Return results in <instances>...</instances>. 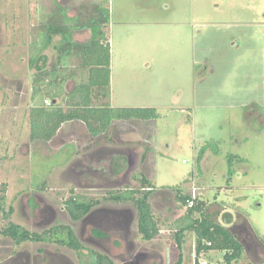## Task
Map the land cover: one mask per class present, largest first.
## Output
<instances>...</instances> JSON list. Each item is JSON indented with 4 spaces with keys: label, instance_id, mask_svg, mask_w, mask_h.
<instances>
[{
    "label": "rangeland",
    "instance_id": "374dc122",
    "mask_svg": "<svg viewBox=\"0 0 264 264\" xmlns=\"http://www.w3.org/2000/svg\"><path fill=\"white\" fill-rule=\"evenodd\" d=\"M57 1L71 15L93 3L108 10L109 105L154 108L157 117L130 131L123 125L122 144L95 143L80 123L48 143H31L30 48L53 0H0V196L5 212L13 209L9 220L0 211V232L9 221L33 232L69 225L75 234L81 230L78 239L90 259L80 263L73 250L51 243L17 246L0 234V264H93L94 253L109 249L106 240L89 242L88 223L98 215L73 223L63 202L74 192L114 208L107 191L138 188L133 177L141 172L152 179L153 214L169 224L157 245L141 239L135 206L126 202L137 236L128 241L136 244L128 243L115 264H150L134 256L138 247L169 251L170 225L177 220L172 213L186 210L175 199L179 190L203 201L208 216L221 224L225 212L233 216L231 225L246 219L253 237L241 234L247 245L235 264H264V0ZM88 36L79 32L75 40ZM43 54L47 66L55 62L53 49ZM184 239L186 252L194 250V234ZM200 261L224 264L222 252ZM185 263L194 264V254Z\"/></svg>",
    "mask_w": 264,
    "mask_h": 264
},
{
    "label": "trees",
    "instance_id": "16d2710c",
    "mask_svg": "<svg viewBox=\"0 0 264 264\" xmlns=\"http://www.w3.org/2000/svg\"><path fill=\"white\" fill-rule=\"evenodd\" d=\"M108 16V10L97 3L80 5L71 15L67 7L53 0V8L42 17L30 48L29 69L33 72L28 124L31 143L50 142L64 124L70 123L82 124L95 143L105 140L121 143L120 136L125 132L123 125H127L130 131L136 129L141 121L157 117L154 108H113L109 105L110 49L105 33ZM85 31L89 33L85 41L75 40L77 33ZM55 37H59L57 42H54ZM49 48L55 52L56 60L47 66L48 58L43 53ZM111 129L114 134L109 137ZM147 157L148 152L145 151L141 157L142 166ZM133 179L139 182L138 188L108 190L106 199L117 203L132 202L137 212V231L141 239H157L160 233L158 218L149 202L154 189L151 176L141 172L140 178ZM0 189L4 193L5 186L0 185ZM175 199L186 210L175 221L170 264L183 263L182 246L188 232L195 236L194 264H199V258L211 252H222L224 264L240 261L246 245L241 234L253 237L246 219L239 217L234 225L224 226L216 218L208 216L210 208L203 201L195 198L193 207L187 208L192 198L181 190L175 194ZM3 202L4 195L0 196V211L9 220L13 209L10 207L5 212ZM63 203L73 222L85 219L101 204L99 199L74 192ZM0 234L17 246L25 242L51 243L73 250L80 263L90 260L69 225L57 224L33 232L9 221ZM255 241L257 243V239ZM257 246L261 249L259 244ZM92 256L93 264H115L104 253Z\"/></svg>",
    "mask_w": 264,
    "mask_h": 264
},
{
    "label": "crops",
    "instance_id": "0c3cea01",
    "mask_svg": "<svg viewBox=\"0 0 264 264\" xmlns=\"http://www.w3.org/2000/svg\"><path fill=\"white\" fill-rule=\"evenodd\" d=\"M71 124L73 125L74 123L64 124L59 129V131L57 132L55 137H57L58 134H62L63 129L66 126L71 125ZM67 137L69 138V136H66V138ZM123 177L126 178L127 175H123ZM152 191H154V189ZM151 198L152 197L149 196V202H150ZM115 203L117 204V206H115L114 208H111L108 206H103L102 204H100L99 206L95 207L89 214V217H90V215H91V217L93 215L94 216L98 215V217L96 216L98 219L101 220V219L105 218L106 221L108 219V215L113 216L115 221H113L112 223H111V221L109 222L112 225L111 227L108 226L107 224H103V227L104 226L105 227L102 228L101 224L99 223V220H95V219H93V221H90L88 223V228L90 230V237H91L89 239V242H92V241H90L91 239H93L94 243H95V240H99V239L106 240V243L108 244L109 249H107V250L105 249L103 252L106 253L107 255H109L110 257H112L113 260H115V258H117L120 255H124L125 252H128L127 247H128V243H129V241H128L129 237H132V235H134V237H137V236H135L136 230H137V212H136V210H135V212H133V214H134L133 219H135V221H133V222L135 224L136 230H133L134 224L132 223L131 217H130L131 216L130 213H131L132 208H128L126 202H123V203L115 202ZM173 212L174 213H172V215H174L173 216L175 218L174 221L181 217V215H180L181 210H175L174 209ZM127 217L129 218V220L127 219ZM77 222H79V221H77ZM73 223H75V222H73ZM165 223L169 224L168 219L164 218L163 220H158L159 229H160L159 237L157 239H153L149 242H154L155 245H157L158 241L161 239V234H163V225ZM173 223L174 224L170 225V228H172V230L174 229L173 231H175V228H176L175 222H173ZM46 224L48 226L51 223L46 222ZM173 225H174V227H173ZM80 231L81 230H79V233H76L77 237H80V234H81ZM171 243L172 242L168 241L167 245L171 246ZM129 244H132L135 246L136 241L131 240ZM164 250H165V252H164ZM169 253H170V248H169V251L166 248V249L159 250V252L151 253V252H141L139 247H138L137 250L134 252V256L136 255V257L138 259L141 257L140 259L144 262H145V260H148V261H150V264H154V262H156V261H158V264H168L167 261H169L168 260ZM182 253H183V263L182 264H186L185 261L187 262V259L190 260L191 258H193V254H194L193 249L190 252H186L185 239H184V243L182 246ZM211 253H215V252H211ZM211 253H209V254H211ZM149 255H150V257H148ZM155 255H158V256L155 257Z\"/></svg>",
    "mask_w": 264,
    "mask_h": 264
},
{
    "label": "water",
    "instance_id": "95a60500",
    "mask_svg": "<svg viewBox=\"0 0 264 264\" xmlns=\"http://www.w3.org/2000/svg\"><path fill=\"white\" fill-rule=\"evenodd\" d=\"M233 222V216L228 213V212H225L222 214V224L225 225V226H229L231 225Z\"/></svg>",
    "mask_w": 264,
    "mask_h": 264
},
{
    "label": "flooded vegetation",
    "instance_id": "af4514ba",
    "mask_svg": "<svg viewBox=\"0 0 264 264\" xmlns=\"http://www.w3.org/2000/svg\"><path fill=\"white\" fill-rule=\"evenodd\" d=\"M51 214V213H50ZM88 217V216H87ZM90 217H91V215H90ZM127 219L129 220V218L127 217ZM83 220H86V219H83ZM95 220H99V223L101 224V226H103V224H107L108 226H112L109 222L111 221V223L113 222V221H115L114 220V217L113 216H109L108 215V219H107V221L105 220V219H95ZM247 245V244H246ZM245 245V246H246ZM245 250H246V247H245Z\"/></svg>",
    "mask_w": 264,
    "mask_h": 264
},
{
    "label": "built area",
    "instance_id": "2783aa9c",
    "mask_svg": "<svg viewBox=\"0 0 264 264\" xmlns=\"http://www.w3.org/2000/svg\"><path fill=\"white\" fill-rule=\"evenodd\" d=\"M45 103L46 104H48V101H45ZM194 197L192 198V200H190L189 202H188V205H187V208H191V207H193V205H194ZM208 245H210V244H208ZM198 263L199 264H208V263H206V262H201L200 261V258H199V260H198Z\"/></svg>",
    "mask_w": 264,
    "mask_h": 264
}]
</instances>
